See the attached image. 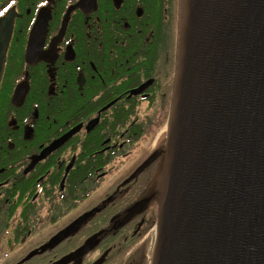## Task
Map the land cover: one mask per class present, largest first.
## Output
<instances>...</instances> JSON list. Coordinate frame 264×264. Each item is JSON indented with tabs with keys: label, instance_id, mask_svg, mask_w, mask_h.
<instances>
[{
	"label": "flooded vegetation",
	"instance_id": "1",
	"mask_svg": "<svg viewBox=\"0 0 264 264\" xmlns=\"http://www.w3.org/2000/svg\"><path fill=\"white\" fill-rule=\"evenodd\" d=\"M0 12V264H151L179 0Z\"/></svg>",
	"mask_w": 264,
	"mask_h": 264
},
{
	"label": "water",
	"instance_id": "2",
	"mask_svg": "<svg viewBox=\"0 0 264 264\" xmlns=\"http://www.w3.org/2000/svg\"><path fill=\"white\" fill-rule=\"evenodd\" d=\"M157 204L151 264H264V0H179Z\"/></svg>",
	"mask_w": 264,
	"mask_h": 264
},
{
	"label": "rangeland",
	"instance_id": "3",
	"mask_svg": "<svg viewBox=\"0 0 264 264\" xmlns=\"http://www.w3.org/2000/svg\"><path fill=\"white\" fill-rule=\"evenodd\" d=\"M105 186H106V184H103V185H102L103 188H101V189H104ZM1 218L4 220V215H3V214L0 215V219H1ZM2 223H3V222H0V227H1V224H2ZM155 225H156V224H155ZM3 253H4V252H3ZM3 255H4V254H3Z\"/></svg>",
	"mask_w": 264,
	"mask_h": 264
},
{
	"label": "bare ground",
	"instance_id": "4",
	"mask_svg": "<svg viewBox=\"0 0 264 264\" xmlns=\"http://www.w3.org/2000/svg\"><path fill=\"white\" fill-rule=\"evenodd\" d=\"M155 238H156V232L154 231V240H153V244L155 243ZM155 245V244H154ZM151 256H152V251H151Z\"/></svg>",
	"mask_w": 264,
	"mask_h": 264
},
{
	"label": "snow or ice",
	"instance_id": "5",
	"mask_svg": "<svg viewBox=\"0 0 264 264\" xmlns=\"http://www.w3.org/2000/svg\"><path fill=\"white\" fill-rule=\"evenodd\" d=\"M3 15V12H0V16H2Z\"/></svg>",
	"mask_w": 264,
	"mask_h": 264
}]
</instances>
